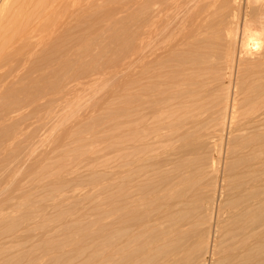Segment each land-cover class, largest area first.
<instances>
[{
  "label": "rangeland",
  "instance_id": "rangeland-1",
  "mask_svg": "<svg viewBox=\"0 0 264 264\" xmlns=\"http://www.w3.org/2000/svg\"><path fill=\"white\" fill-rule=\"evenodd\" d=\"M138 11V0H95L93 15L94 31L92 34V37L95 39V41L91 39L94 44L92 53H95V57L105 60L115 53L116 43L118 41H125L129 31H135L138 27ZM117 27L118 29H115ZM118 35L120 36L118 37ZM160 40L162 42L161 44L159 43V45L162 46H158V48L159 53L162 54L163 47L170 44L173 39H165L163 37L162 39L160 38L158 42ZM108 41L112 42L109 44ZM110 47H112V49ZM104 51H106L108 54H106ZM189 55L185 53H179L171 55L172 59L169 56H161L160 61L162 60V62L159 61L156 67L159 69L160 73L163 74L159 75L156 80L151 79L147 82H143L141 85L138 83L131 84L129 89L131 92H129L132 97L130 96L131 99L129 105H126L125 103L126 92L124 88L127 72L123 71V69L120 67H117V72H113L107 76H100L94 80L91 79L86 81L85 83L79 85L77 90H73L71 93H69V95L67 94L66 96H62L56 100L55 103H51L49 107H47L48 105L45 106V108L43 107V112H48L49 109V111H52L53 109V112L48 113L49 115H44L43 113L44 118L43 121H41L43 127H41L39 130L40 125H38V132L35 131V125L37 127L38 123L36 121L37 123L34 122L35 125L33 124V128H30V130L33 129L35 132H37L36 134L34 133L32 135L33 131L31 130L32 137L29 138L19 136L16 138V142H19L22 145L28 144L31 139L33 143L25 149H21L19 147L20 145L16 147L18 160L14 165H12V167L4 168L5 166L3 165V162L0 161V187L3 186L0 188V264H24L25 262V264H125L126 262H131L133 257L136 256L140 249L144 250L143 257L139 262L137 261L134 264H264L261 263V260L264 261V255H262V253H264V248H262L264 247V236L258 240L254 238L253 234L254 231H259L253 230L254 225L257 224L256 219H264V210H262L264 209V199H262L264 198V187H261L264 186V163H261L258 166H251L252 168H250L248 165L249 162L244 156L246 150V140L242 137L237 138L236 140H228V138H225L227 137L226 133H228V123L225 126L226 130L221 131L220 120H222L223 116V100L226 95H229L230 99L233 97V91L231 90L235 89V82L241 74L236 72L235 69L229 67V56L216 53L206 57ZM220 57H222V59ZM201 61L204 62L200 63ZM208 68L211 72H208ZM131 69L132 71L130 74L135 77L134 73L137 70V64H134ZM201 69H204V71ZM227 75L229 77H227ZM247 76L248 75L246 73L242 75L241 78H245ZM261 76V79L259 78L258 80L254 81L255 88L257 85H264V73H262ZM241 78L240 80H242ZM167 84H169V86H167ZM193 84H195V86ZM152 85L157 86V89L156 87L153 89ZM148 86H150V88ZM195 90L199 91L196 92ZM257 90L258 88H256V91H253V93H251L252 91H249L246 94L247 97L243 96L242 98V94H240L241 96L238 95V116L244 114L238 117L239 120H242L247 114H250L257 109V103L252 98L254 95H256ZM176 93L179 97L176 95ZM172 95H175L176 97H173ZM213 95H216V97H213ZM164 98L168 99L162 101ZM171 98L174 99V101ZM246 98L247 100H245ZM196 103L199 104L197 105ZM148 104L150 105L148 106ZM128 108L130 110V114L126 115ZM170 108L172 110H170ZM191 110L194 111L192 112ZM185 111H187L189 114H187ZM164 112L165 114H163ZM180 114L183 116H179ZM229 114L231 113L229 112ZM156 115H158L160 118H158ZM45 117L48 118L45 119ZM128 120H130L129 123L127 122ZM201 120L204 123L201 122ZM177 121L179 122L176 123ZM132 122L134 123L132 124ZM210 122L211 124H209ZM170 123L171 125H169ZM130 128L131 133L129 132ZM146 129L150 133H147ZM203 130H210L209 132L213 134V137L207 144L202 143V138L199 136ZM259 131L257 134L260 135L257 136L256 139L264 141V130L261 132ZM169 132L170 134H168ZM127 136H129V138H127ZM125 138L127 139L125 140ZM192 138L194 140H192ZM213 147L215 149H213ZM115 153L119 155H116ZM169 155H171V157ZM257 157L264 161V152H262V154H257ZM234 161H236V163ZM210 164H212V166ZM1 166H3L5 170H2L3 168H1ZM143 166L145 167L143 168ZM200 167L202 169H200ZM169 169H172L171 173L169 172ZM195 169L196 171H194ZM228 169L230 170L228 171ZM206 170L209 172L208 174ZM244 172L245 175L243 174ZM247 172L250 175H248ZM197 177L199 178V181ZM39 180L42 181L40 182ZM195 180L197 183H195ZM188 182L191 183H189L190 186ZM108 183L110 184L108 185ZM214 185L216 189L212 187ZM240 185L241 187H239ZM62 186L67 188H63ZM255 187L258 189V191ZM260 190L262 191L261 194L259 192ZM127 193L130 194L127 196ZM49 194L51 196H49ZM253 195L257 198L259 197V205L257 204L255 206H250L247 208V210H245V207L251 203V200H253L251 199ZM246 199H249L250 201H247ZM135 200L136 203H134ZM62 203L64 204L62 205ZM166 203H171L173 205L171 209V213L173 212V215L171 214L169 216L170 218L167 217L169 219L164 217L161 220L162 225L159 224L161 227L160 228L157 226L159 221H157L156 218V208L159 204L165 205ZM178 203L181 205H177ZM123 206L125 207L124 209ZM133 206H136V209H134ZM129 207H132L133 209H130ZM183 209L185 211H183ZM110 210L113 211L111 212ZM225 210L228 211V214L220 217L222 220L220 225V223H217V214L219 211L223 212ZM180 211H182V213H180ZM26 213L29 215V217ZM59 214H61L60 217L57 216ZM180 215L184 216L182 218L184 220L181 221ZM259 215H262V217ZM136 218L138 219L137 221H143L144 226H135V223L137 222ZM230 220L231 223L233 221L232 224L230 223ZM77 221H80V223L77 224ZM125 221L127 222L125 223ZM149 221L152 224L149 225ZM155 221H157L156 224ZM65 224H68V226ZM164 224L167 225L164 226ZM37 226L39 227L37 228ZM155 227L158 229H155ZM215 227L218 228L216 229ZM244 227L247 228L245 229ZM28 228H32V232L30 229L29 231ZM168 228L172 229V233L170 232V234H167ZM220 228L221 232L219 231ZM168 235L170 236V239ZM110 237L112 238L110 239ZM216 238L218 241L215 240ZM247 238L250 239L248 240ZM29 239L32 241H29ZM133 239H135V241ZM107 240L110 241L106 244ZM167 240L169 243L166 242ZM97 244L99 245L97 246ZM183 247L184 249H182ZM259 248L262 249L259 250ZM170 249H173L175 251V255L178 256L177 258L174 256L173 261L169 260L168 258V251ZM229 249L231 250L229 251ZM256 250H259V252L257 251V254H255ZM189 251L192 254H190ZM245 258L251 261L246 260ZM35 259L36 261H34Z\"/></svg>",
  "mask_w": 264,
  "mask_h": 264
},
{
  "label": "bare ground",
  "instance_id": "bare-ground-1",
  "mask_svg": "<svg viewBox=\"0 0 264 264\" xmlns=\"http://www.w3.org/2000/svg\"><path fill=\"white\" fill-rule=\"evenodd\" d=\"M122 1V0H121ZM120 2V1H119ZM106 3V2H104ZM103 4V3H101ZM100 4V5H101ZM139 4V24L135 31H129L125 41L116 43V51L111 57L105 60L95 57L93 54L92 37L94 28V5L95 0H0V161L6 167H12L18 160L16 147L25 149L30 146L32 139L28 144L16 142V138L32 137L43 127V107H49L51 103L62 96H66L78 86L96 79L100 76H107L117 72V67L127 72L125 79V103L130 104V85L138 83L141 85L151 79H157L160 73L157 69L161 56H169L185 53L198 55L202 57L211 54H222L229 56V67L241 74L236 82L233 91V97L229 95L224 98L222 104L221 131L228 127V140L244 138L246 140L245 158L251 166H258L264 163L257 154L264 152V141L256 139L259 130H264V85H257L256 95L252 98L257 103V109L247 114L245 118L239 120L237 109L239 107L238 95L242 98L247 97L249 91H256L254 81L262 77L264 73V0H138ZM99 5V4H98ZM97 5V6H98ZM129 5V4H128ZM130 6V5H129ZM125 7V6H124ZM128 8V7H127ZM136 8V7H135ZM134 8V9H135ZM129 9V8H128ZM121 13V12H120ZM124 16V15H123ZM133 20V19H132ZM136 22V21H134ZM113 23V21H112ZM123 24V22H122ZM114 26V25H113ZM130 27V26H128ZM110 29V28H109ZM115 29H118L115 28ZM128 29V28H127ZM114 31V30H113ZM98 32V31H97ZM122 32V31H121ZM103 33V32H102ZM98 34V33H97ZM118 34V32H117ZM100 35V34H98ZM120 35H118L119 37ZM95 37V36H94ZM117 37V38H118ZM172 38L170 44L164 46L162 54L159 53L158 46L161 44V38ZM96 38V37H95ZM122 38V37H121ZM111 40V39H110ZM117 40V39H116ZM102 41V40H101ZM100 42V41H99ZM112 42V41H111ZM108 41V43H111ZM116 42V41H115ZM158 42V44H157ZM106 43V42H105ZM104 43V44H105ZM108 44V46H109ZM97 46V45H96ZM99 46V45H98ZM107 46V45H106ZM105 46V47H106ZM112 49V47H110ZM109 48V49H110ZM102 50V49H101ZM100 50V51H101ZM110 51V50H109ZM106 52V51H104ZM106 54H108L106 52ZM189 55V56H190ZM100 56V54H99ZM223 58L225 59V57ZM103 57V56H102ZM101 58V57H100ZM195 58V57H193ZM218 58V57H214ZM222 59V57H220ZM172 59V57H171ZM201 59V58H200ZM211 59V58H209ZM165 60V59H164ZM203 60V59H201ZM206 60V59H204ZM169 61V60H168ZM189 61V60H187ZM162 62V60L160 61ZM201 61L200 63H203ZM218 62V61H217ZM227 62V61H226ZM198 63V62H196ZM210 63V62H209ZM137 64L135 77L131 75L132 66ZM194 64V63H192ZM227 64V63H226ZM190 65V64H189ZM196 65V64H195ZM203 65V64H202ZM159 66V65H158ZM227 67V66H226ZM230 68V69H231ZM165 69V68H164ZM209 69V68H208ZM229 69V71H230ZM162 70V69H161ZM200 70V69H199ZM204 71V69H201ZM212 70V69H211ZM226 71L225 69H223ZM222 70V71H223ZM134 71V70H133ZM175 71V70H174ZM216 71V70H214ZM219 71V70H218ZM223 71V72H224ZM120 72V71H119ZM199 72V71H198ZM206 72V71H205ZM208 72H211L210 69ZM241 72V73H240ZM122 73V72H120ZM194 73V72H193ZM247 73V77L241 78ZM118 74V73H117ZM125 74V72H124ZM171 74V73H170ZM192 74V73H191ZM190 74V75H191ZM195 74V73H194ZM204 74V73H203ZM206 74V73H205ZM235 74V73H234ZM174 75V74H173ZM115 76V75H114ZM176 76V75H175ZM208 76V75H206ZM214 76V75H213ZM224 76V75H222ZM246 76V75H245ZM180 77V76H179ZM227 77H229L227 75ZM124 78V77H123ZM122 78V79H123ZM162 78V77H160ZM168 78V77H167ZM184 78V76H183ZM240 78L242 80H240ZM173 79V77H172ZM175 79V78H174ZM261 79V78H260ZM164 80V78H163ZM228 80V79H227ZM208 81V80H207ZM219 81V80H218ZM230 81V80H229ZM154 82V81H153ZM163 82V81H162ZM170 82V80H169ZM232 82V81H231ZM177 83V82H176ZM180 83V82H179ZM184 83V82H183ZM189 83V82H188ZM194 83V82H193ZM196 83V81H195ZM258 83V81H257ZM150 84V83H148ZM153 84V83H152ZM160 84V83H159ZM185 84V83H184ZM198 84V82H197ZM211 84V83H210ZM147 85V84H145ZM155 85V84H153ZM152 88L157 86H153ZM171 85V84H170ZM173 85V84H172ZM195 86V84H193ZM166 86V85H164ZM169 86V84H167ZM166 86V87H167ZM176 86V84H175ZM187 86V84H186ZM192 86V85H191ZM233 86V85H232ZM101 87V86H100ZM150 88V86H148ZM161 87V85H160ZM178 87V86H177ZM182 87V86H181ZM193 87V86H192ZM204 87V86H203ZM228 87V86H227ZM147 88V87H145ZM144 88V90H145ZM164 88V87H163ZM180 88V87H179ZM223 89V88H222ZM232 89V88H231ZM111 90V89H110ZM194 90V89H193ZM197 90V89H196ZM195 90V91H196ZM130 91V92H129ZM192 91V90H190ZM199 91V90H198ZM196 91V92H198ZM140 92V91H139ZM205 92V91H204ZM165 93V92H163ZM192 93V92H190ZM214 93V92H213ZM179 94V93H178ZM229 94V93H226ZM250 94V93H249ZM134 95V94H133ZM177 95V93H176ZM201 95V94H200ZM206 95V94H205ZM210 95V94H209ZM136 96V95H135ZM149 96V95H148ZM173 97L175 95H172ZM178 96V95H177ZM196 96V95H195ZM212 96V95H211ZM241 96V95H240ZM132 97V96H131ZM141 97V96H140ZM139 97V98H140ZM176 97V96H175ZM179 97V96H178ZM182 97V96H181ZM186 97V96H185ZM197 97V96H196ZM213 97H216V95ZM223 97V96H222ZM103 98V97H102ZM134 98V97H133ZM142 98V97H141ZM147 98V96H146ZM250 98V97H249ZM137 99V98H135ZM143 99V98H142ZM165 99L168 98H164ZM172 99V98H171ZM133 100V99H132ZM131 100V101H132ZM174 101V99H172ZM189 100V99H188ZM208 100V99H207ZM215 100V99H214ZM247 100V98L245 99ZM101 101V100H100ZM160 101V100H159ZM198 101V100H197ZM213 101V100H212ZM243 101V100H241ZM138 102V101H137ZM154 102V101H152ZM156 102V101H155ZM193 102V101H192ZM133 103V102H131ZM143 103V102H142ZM148 103V102H147ZM146 103V104H147ZM160 103V102H159ZM191 103V102H190ZM214 103V102H212ZM222 103V102H221ZM220 103V104H221ZM135 104V103H134ZM155 104V103H154ZM164 104V103H163ZM197 104V103H196ZM199 104V103H198ZM197 104V105H198ZM211 104V103H209ZM217 104V103H216ZM215 104V105H216ZM53 105V104H52ZM145 105V104H144ZM150 104H148L149 106ZM174 105V104H173ZM172 105V106H173ZM182 105V104H181ZM189 105V104H188ZM187 105V106H188ZM192 105V104H190ZM205 105V104H204ZM137 106V105H136ZM166 106V105H165ZM176 106V105H175ZM221 106V105H220ZM54 107V106H51ZM252 107V106H250ZM201 108V107H200ZM203 108V107H202ZM167 109V108H166ZM175 109V108H174ZM179 109V108H178ZM182 109V108H181ZM185 109V107H184ZM199 109V108H197ZM209 109V108H208ZM217 109V108H216ZM240 109V108H239ZM250 109V108H249ZM170 110H172L170 108ZM180 110V109H179ZM59 111V110H58ZM68 111V110H67ZM70 111V110H69ZM144 111V110H143ZM161 111V110H160ZM178 111V110H177ZM182 111V110H181ZM192 111V110H191ZM194 111V110H193ZM192 111V112H193ZM248 111V109H247ZM246 111V112H247ZM172 112V111H171ZM174 112V111H173ZM187 113V111H185ZM190 112V111H189ZM191 112V113H192ZM209 112V111H208ZM229 112L231 114H229ZM245 112V113H246ZM119 113V112H118ZM167 113V112H166ZM206 113V112H205ZM130 114L129 108L127 114ZM139 114V113H138ZM137 114V115H138ZM162 114V113H161ZM165 114V112L163 113ZM183 114V113H182ZM189 114V113H187ZM218 114V112H217ZM229 114V116H228ZM49 115V114H48ZM90 115V114H89ZM174 115V114H173ZM171 115V116H173ZM185 115V114H184ZM84 116V115H82ZM87 116V115H86ZM85 116V117H86ZM134 116V115H133ZM139 116V115H138ZM137 116V117H138ZM158 116V115H156ZM170 116V117H171ZM183 116V115H179ZM186 116V115H185ZM88 117V116H87ZM124 117V116H123ZM192 117V116H190ZM243 117V116H242ZM48 117H45L47 119ZM50 118V117H49ZM61 118V117H60ZM158 118H160L158 116ZM157 118V119H158ZM167 118V117H166ZM215 118V117H214ZM76 119V118H75ZM155 119V118H153ZM186 120V119H185ZM213 120V118H212ZM210 120V121H212ZM38 123H37V122ZM45 121V120H44ZM59 121V120H58ZM154 121V120H153ZM176 121V120H175ZM37 123V127L34 124ZM49 122V121H48ZM75 122V121H74ZM128 123L130 120L127 121ZM136 122V121H135ZM143 122V121H142ZM158 122V121H157ZM177 121L176 123H178ZM184 122V121H183ZM200 122V121H198ZM201 122H203L201 120ZM40 123V124H39ZM70 123V122H69ZM83 123V122H82ZM81 123V124H82ZM134 122H132L133 124ZM175 123V122H174ZM173 123V124H174ZM204 123V122H203ZM206 123V121H205ZM216 123V122H215ZM220 123V122H219ZM35 125V132L30 128ZM172 124V125H173ZM181 124V121H180ZM201 124V123H200ZM211 124V122L209 123ZM38 125H40L38 127ZM114 125V124H113ZM137 125V124H136ZM171 125V123L169 124ZM177 125V124H176ZM189 125V124H188ZM218 125V124H217ZM154 126V125H153ZM157 126V124H156ZM185 126V125H184ZM183 126V127H184ZM198 126V125H197ZM202 126V125H201ZM207 126V125H206ZM192 127V126H191ZM51 128V127H50ZM117 128V127H116ZM119 128V127H118ZM142 128V127H141ZM166 128V127H164ZM120 129V128H119ZM123 129V128H121ZM125 129V128H124ZM138 129V128H137ZM163 129V128H162ZM180 129V128H179ZM203 129V128H202ZM205 129V128H204ZM126 130V129H125ZM131 128L129 129L130 132ZM139 130V129H138ZM143 130V129H142ZM147 130V129H146ZM154 130V129H153ZM212 130V129H210ZM209 130V131H210ZM112 131V130H111ZM134 131V129H133ZM163 131V130H162ZM169 131V130H168ZM180 131V130H179ZM203 130L200 133L202 143L207 144L213 137L211 132ZM259 131V132H261ZM137 132V131H136ZM165 132V131H164ZM176 132V131H174ZM178 132V131H177ZM216 132V131H215ZM32 133V135H31ZM126 133V132H125ZM124 133V134H125ZM128 133V132H127ZM131 133V132H130ZM139 133V132H138ZM147 133H150L147 130ZM154 133V131H153ZM133 134V133H132ZM131 134V135H132ZM157 134V133H156ZM170 134V132L168 133ZM122 135V134H121ZM130 135V134H129ZM136 135V134H135ZM141 135V134H140ZM174 135V134H173ZM222 135V134H221ZM219 135V136H221ZM253 135V136H252ZM134 136V135H132ZM147 136V134H146ZM144 136V137H146ZM150 136V134H149ZM153 136V135H151ZM160 136V135H159ZM165 136V134H164ZM170 136V135H169ZM218 136V137H219ZM223 136V135H222ZM255 136V137H254ZM156 137V136H155ZM154 137V138H155ZM181 137V136H180ZM179 137V138H180ZM198 137V136H197ZM199 137V139H200ZM129 138V136H127ZM125 138V140L127 139ZM134 138V137H133ZM136 138V137H135ZM164 138V137H163ZM221 138V137H220ZM262 138V137H261ZM122 139V138H121ZM120 139V140H121ZM162 139V138H161ZM184 139V138H183ZM190 139V138H189ZM135 140V139H134ZM141 140V139H140ZM192 140H194L192 138ZM215 140V139H214ZM213 140V141H214ZM222 140V139H221ZM224 140V137H223ZM222 140V141H223ZM22 141V140H21ZM179 141V140H178ZM35 142V141H34ZM132 142V141H131ZM140 142V141H139ZM172 142V141H171ZM190 142V141H189ZM130 143V142H129ZM135 143V142H134ZM160 143V142H159ZM229 143V142H227ZM244 143V141H243ZM113 144V143H111ZM115 144V143H114ZM125 144V143H124ZM161 144V143H160ZM166 144V143H165ZM164 144V145H165ZM168 144V143H167ZM176 144V143H175ZM212 144V143H211ZM222 144V143H221ZM224 144V142H223ZM238 144V143H237ZM242 144V143H241ZM159 145V144H158ZM169 145V144H168ZM180 145V143H179ZM218 145V144H217ZM216 145V147H217ZM234 145V144H233ZM69 146V145H68ZM120 146V145H119ZM146 146V145H145ZM151 146V145H150ZM163 146V145H162ZM33 147V146H32ZM129 147V146H128ZM160 147V146H159ZM175 147V146H174ZM229 147V146H228ZM233 147V146H232ZM92 148V147H91ZM140 148V146H139ZM181 148V147H180ZM211 148V147H210ZM231 148V147H230ZM133 149V148H132ZM178 149V148H177ZM213 149H215L213 147ZM18 150V149H17ZM20 150V149H19ZM126 150V149H125ZM129 150V149H128ZM141 150V149H139ZM146 150V149H145ZM192 150V149H191ZM207 150V149H206ZM224 150V149H223ZM232 150V149H231ZM235 150V149H234ZM138 151V150H137ZM157 151V150H156ZM181 151V150H180ZM185 151V150H184ZM201 151V150H200ZM233 151V150H232ZM135 152V151H134ZM142 152V151H141ZM119 153V152H118ZM158 153V152H157ZM171 153V151H170ZM191 153V152H190ZM194 153V152H193ZM218 153V152H217ZM220 153V152H219ZM235 153V152H234ZM112 154V153H111ZM116 154V153H115ZM130 154V153H129ZM206 154V151H205ZM110 155V154H109ZM119 155V154H116ZM115 155V156H116ZM155 155V154H154ZM111 156V155H110ZM109 156V157H110ZM113 156V155H112ZM161 156V155H160ZM171 157V155H169ZM218 156V154H217ZM223 156V155H222ZM259 156V155H258ZM70 157V156H69ZM152 157V155H151ZM163 157V155H162ZM161 157V158H162ZM262 157V156H260ZM114 158V157H113ZM122 158V157H120ZM168 158V156H167ZM194 158V157H193ZM192 158V159H193ZM218 158V157H216ZM224 158V157H223ZM227 158V157H226ZM101 159V158H100ZM139 159V158H138ZM164 159V158H163ZM162 159V160H163ZM174 159V158H173ZM232 159V158H231ZM230 159V160H231ZM111 160V159H110ZM148 160V158H147ZM199 160V158H198ZM34 161V159H33ZM146 161V160H144ZM190 161V160H189ZM201 161V159H200ZM222 161V160H221ZM246 161V162H247ZM35 162V161H34ZM138 162V161H137ZM147 162V161H146ZM193 162V161H192ZM203 162V161H202ZM236 163V161H234ZM241 162V161H239ZM19 163V162H18ZM33 163V162H32ZM108 163V162H107ZM115 163V162H114ZM122 163V162H121ZM128 163V162H127ZM205 163V162H204ZM136 164V163H135ZM234 164V163H233ZM239 164V163H238ZM127 165V164H126ZM175 165V164H174ZM212 166V164H210ZM17 166V165H15ZM109 166V165H108ZM146 166V165H145ZM143 166V168L145 167ZM170 166V165H168ZM173 166V165H171ZM210 166V167H211ZM234 166V165H233ZM236 166V165H235ZM128 167V166H127ZM183 167V166H182ZM219 167V166H218ZM248 167V166H247ZM3 168V166H1ZM2 170H5V169ZM115 168V167H114ZM129 168V167H128ZM131 168V167H130ZM163 168V167H162ZM177 168V167H176ZM188 168V167H187ZM203 168V166H202ZM200 167V169H202ZM22 169V168H20ZM146 169V168H145ZM179 169V168H178ZM204 169V168H203ZM206 169V168H205ZM212 169V168H211ZM221 169V168H220ZM223 169V168H222ZM238 169V168H237ZM108 170V169H107ZM170 170V171H169ZM168 171L171 173L172 169ZM184 170V169H183ZM209 170V169H208ZM230 169H228L229 171ZM141 171V170H140ZM139 171V173H140ZM196 171V169L194 170ZM212 171V170H211ZM216 171V170H214ZM220 171V170H219ZM222 171V170H221ZM227 171V172H228ZM3 172V171H2ZM11 172V171H10ZM130 172V170H129ZM128 172V173H129ZM151 172V171H150ZM163 172V171H162ZM178 172V171H177ZM207 172V170H206ZM255 172V171H254ZM111 173V172H110ZM109 173V174H110ZM149 173V172H148ZM167 173V172H166ZM182 173V172H181ZM190 173V172H189ZM193 173V172H192ZM209 172H207L208 174ZM211 173V172H210ZM223 173V172H222ZM252 173V172H251ZM134 174V173H133ZM138 174V173H137ZM146 174V173H145ZM191 174V173H190ZM194 174V173H193ZM201 174V173H200ZM219 174V172H218ZM245 175V172L243 173ZM248 174V172H247ZM4 175V174H3ZM13 175V174H12ZM63 175V174H62ZM61 175V176H62ZM80 175V174H78ZM93 175V174H92ZM108 175V174H107ZM195 175V174H194ZM197 175V174H196ZM233 175V174H232ZM236 175V174H235ZM242 175V174H241ZM250 175V174H248ZM253 175V174H251ZM14 176V175H13ZM17 176V175H16ZM220 176V175H219ZM222 176V175H221ZM261 176V175H260ZM128 177V176H127ZM199 177V176H198ZM197 177V178H198ZM214 177V176H213ZM240 177V176H239ZM256 177V176H255ZM85 178V177H82ZM141 178V177H140ZM139 178V179H140ZM171 178V177H169ZM173 178V177H172ZM181 178V177H179ZM178 178V180H179ZM200 178V177H199ZM198 178V181H199ZM246 178V177H245ZM248 178V177H247ZM9 179V178H8ZM79 179V178H78ZM121 179V178H119ZM143 179V178H142ZM175 179V178H174ZM183 179V178H181ZM180 179V180H181ZM192 179V178H191ZM206 179V178H205ZM231 179V178H229ZM244 179V178H243ZM242 179V180H243ZM123 180V179H122ZM168 180V179H167ZM176 180V179H175ZM190 180V178H189ZM209 180V179H208ZM241 180V179H239ZM250 180V179H249ZM252 180V179H251ZM254 180V179H253ZM40 181V180H39ZM42 181V180H41ZM40 181V182H41ZM51 181V180H50ZM111 181V180H110ZM160 181V180H159ZM196 181V180H195ZM203 181V180H202ZM86 182V181H85ZM107 182V181H106ZM133 182V181H132ZM149 182V181H148ZM193 182V180H192ZM209 182V181H206ZM232 182V181H231ZM244 182V181H243ZM246 182V181H245ZM252 182V181H251ZM144 183V182H142ZM158 183V182H157ZM160 183V182H159ZM185 183V182H184ZM190 182H188L189 184ZM197 183V181L195 182ZM230 183V182H229ZM107 184V183H106ZM110 183H108L109 185ZM130 184V183H129ZM156 184V183H154ZM167 184V183H166ZM191 184V183H190ZM189 184V186H190ZM199 184V182H198ZM226 184V183H225ZM238 184V183H237ZM257 184V183H256ZM260 184V183H258ZM171 185V184H170ZM175 185V184H174ZM219 185V184H218ZM245 185V184H244ZM252 185V184H251ZM254 185V184H253ZM104 186V185H103ZM115 186V185H114ZM121 186V185H120ZM125 186V185H124ZM139 186V183H138ZM147 186V185H146ZM235 186V185H232ZM243 186V185H242ZM255 186V185H254ZM253 186V188H254ZM3 187V186H1ZM0 187V188H1ZM9 187V185H8ZM53 187V186H52ZM63 187V186H62ZM107 187V186H106ZM137 187V186H136ZM151 187V186H150ZM163 187V186H162ZM200 187V186H199ZM216 189L215 185L212 186ZM211 187V188H212ZM231 187V186H230ZM241 187V185L239 186ZM252 187V186H251ZM264 187V186H261ZM67 188V187H63ZM62 188V189H63ZM115 188V187H114ZM126 188V187H125ZM124 188V189H125ZM139 188V187H138ZM159 188V185H158ZM169 188V187H166ZM165 188V189H166ZM171 188V187H170ZM191 188V187H190ZM256 188V187H255ZM107 189V188H106ZM128 189V188H127ZM136 189V188H135ZM134 189V190H135ZM141 189V188H140ZM164 189V188H163ZM178 189V188H177ZM185 189V188H184ZM192 189V188H191ZM201 189V188H200ZM204 189V188H203ZM243 189V188H241ZM245 189V188H244ZM248 189V188H247ZM257 189V188H256ZM255 189V190H256ZM6 190V189H5ZM4 190V191H5ZM77 190V189H76ZM75 190V191H76ZM89 190V189H88ZM206 190V189H205ZM219 190V189H218ZM250 190V189H249ZM137 191V189H136ZM154 191V190H153ZM252 191V190H251ZM258 191V189H257ZM16 192V191H15ZM51 192V191H50ZM109 192V191H108ZM128 192V190H127ZM143 192V191H142ZM164 192V191H163ZM183 192V191H182ZM181 192V193H182ZM186 192V191H185ZM198 192V191H196ZM228 192V191H227ZM261 194V190L259 191ZM67 193V192H66ZM71 193V192H70ZM69 193V194H70ZM89 193V192H88ZM131 193V192H130ZM127 193V196L128 194ZM153 193V192H151ZM170 193V192H169ZM199 193V192H198ZM207 193V192H206ZM241 193V192H240ZM59 194V193H58ZM107 194V193H106ZM109 194V193H108ZM164 194V193H163ZM186 194V193H185ZM220 194V193H219ZM223 194V193H222ZM248 194V193H247ZM7 195V194H6ZM79 195V194H78ZM86 195V194H85ZM84 195V196H85ZM116 195V194H115ZM114 195V196H115ZM153 195V194H152ZM157 195V194H156ZM170 195V194H169ZM168 195V196H169ZM175 195V194H174ZM184 195V194H183ZM202 195V194H201ZM218 195V194H217ZM243 195V194H242ZM49 196H51L49 194ZM53 196V195H52ZM67 196V195H66ZM108 196V195H107ZM111 196V195H110ZM143 196V195H142ZM155 196V194H154ZM195 196V195H194ZM231 196V194H230ZM229 196V198H230ZM250 196V195H249ZM258 196V195H257ZM81 197V195H80ZM79 197V199H80ZM124 197V196H122ZM200 197V196H199ZM49 198V197H48ZM52 198V197H51ZM54 198V197H53ZM142 198V197H141ZM148 198V197H147ZM177 198V197H175ZM194 198V197H193ZM212 198V197H211ZM220 198V197H218ZM223 198V197H222ZM228 198V197H227ZM238 198V197H237ZM241 198V197H240ZM50 199V198H49ZM48 199V200H49ZM61 199V198H60ZM116 199V197H115ZM131 199V198H130ZM135 199V198H134ZM140 199V198H139ZM159 199V198H158ZM156 199V200H158ZM166 199V198H165ZM224 199V198H223ZM251 203L245 207L255 206L260 202L259 197L252 196ZM264 199V198H262ZM73 200V198H72ZM75 200V198H74ZM108 200V199H107ZM147 200V199H145ZM167 200V199H166ZM174 200V199H173ZM207 200V199H206ZM225 200V199H224ZM235 200V199H234ZM239 200V198H238ZM247 200V199H246ZM247 200V201H248ZM71 201V200H70ZM126 201V200H125ZM153 201V200H150ZM172 201V199H171ZM208 201V200H207ZM216 201V200H215ZM246 201V202H247ZM11 202V201H10ZM66 202V200H65ZM134 202V201H132ZM145 202V201H144ZM195 202V201H193ZM224 202V201H223ZM235 202V201H234ZM237 202V201H236ZM245 202V203H246ZM262 202V201H261ZM136 203V200L135 202ZM172 203V202H171ZM166 203L158 205L156 208V218L158 225H162V219L169 217L173 205ZM187 203V202H185ZM190 203V202H188ZM197 203V202H196ZM214 203V202H213ZM231 203V201H230ZM240 203V202H239ZM248 203V202H247ZM64 203H62L63 205ZM74 204V203H73ZM130 204V203H129ZM146 204V203H145ZM61 205V204H60ZM149 205V203H148ZM181 205V204H177ZM188 205V204H187ZM220 205V204H219ZM240 205V204H238ZM259 205V204H258ZM58 206V205H57ZM72 206V205H71ZM110 206V205H109ZM176 206V204H175ZM217 206V205H216ZM60 207V206H59ZM58 207V208H59ZM134 207V206H133ZM136 207V206H135ZM134 207V209H136ZM179 207V206H178ZM186 207V205H185ZM190 207V206H189ZM237 207V205H236ZM241 207V206H240ZM56 208V206H55ZM125 207L123 206V209ZM130 208V207H129ZM128 208V210H129ZM132 208V207H131ZM130 208V209H131ZM140 208V206H139ZM200 208V207H199ZM218 208V207H217ZM220 208V207H219ZM242 208V207H241ZM53 209V208H52ZM57 209V208H56ZM133 209V208H132ZM142 209V208H141ZM201 209V208H200ZM240 209V208H239ZM262 209V208H260ZM38 210V209H37ZM117 210V209H116ZM120 210V209H119ZM140 210V209H139ZM194 210V209H193ZM196 210V209H195ZM218 210V209H217ZM216 210V211H217ZM244 210V211H245ZM264 210V209H262ZM261 210V211H262ZM111 211V210H110ZM113 211V210H112ZM111 211V212H112ZM123 211V210H122ZM133 211V210H132ZM183 211H185L183 209ZM212 211V210H211ZM258 211V210H257ZM260 211V212H261ZM65 212V211H64ZM130 212V211H129ZM138 212V211H137ZM141 212V211H140ZM179 212V211H178ZM177 212V214H178ZM219 211L217 214V223L222 220L220 217L228 214V211ZM258 212V213H260ZM41 213V212H39ZM38 213V214H39ZM43 213V212H42ZM132 213V212H131ZM182 213V211H180ZM231 213V212H230ZM27 214V213H26ZM31 214V213H30ZM77 214V213H76ZM107 214V213H106ZM112 214V213H111ZM110 214V215H111ZM152 214V212H151ZM175 214V212H174ZM188 214V213H186ZM185 214V215H186ZM237 214V213H236ZM261 214V213H260ZM28 215V214H27ZM51 215V214H50ZM66 215V214H65ZM113 215V214H112ZM150 215V214H149ZM173 215V214H172ZM176 215V214H175ZM201 215V214H200ZM235 215V214H234ZM61 216V214L57 215ZM114 216V215H113ZM181 216V215H180ZM178 216V217H180ZM232 216V215H231ZM258 216V215H257ZM262 217V215H259ZM22 217V216H21ZM29 217V215H28ZM35 217V216H34ZM50 217V216H49ZM64 217V215H63ZM107 217V216H106ZM122 217V216H121ZM149 217V216H148ZM184 216H181V221ZM187 217V215H186ZM211 217V216H210ZM213 217V216H212ZM215 217V216H214ZM243 217V216H242ZM4 218V217H3ZM56 218V217H55ZM58 218V217H57ZM113 218V217H112ZM111 218V219H112ZM170 218V217H169ZM167 218V219H169ZM37 219V218H36ZM43 219V218H42ZM109 219V218H108ZM259 219V218H258ZM11 220V219H10ZM15 220V219H14ZM49 220V219H48ZM138 219L136 218V221ZM149 220V219H148ZM232 220V219H231ZM230 220V223H231ZM244 220V219H243ZM32 221V220H31ZM118 221V220H117ZM133 221V220H132ZM155 221V224L156 222ZM17 222V221H16ZM76 222V221H75ZM74 222V223H75ZM82 222V221H81ZM127 221H125L126 223ZM130 222V220H129ZM147 222V221H146ZM170 222V221H169ZM238 222V221H237ZM254 225V238L260 239L264 236V219H256ZM2 223V221H1ZM20 223V222H19ZM69 223V222H68ZM80 221H77V224ZM123 223V222H122ZM166 223V222H165ZM172 223V222H171ZM203 223V222H202ZM233 223V221H232ZM231 223V224H232ZM39 224V223H38ZM118 224V223H117ZM147 224V223H146ZM152 224L149 221V225ZM154 224V223H153ZM168 224V222H167ZM166 224V225H167ZM186 224V223H185ZM189 224V223H188ZM226 224V223H224ZM15 225V224H14ZM37 225V224H36ZM68 226V224H65ZM70 225V224H69ZM143 225V221H137L135 226ZM164 224V226H166ZM174 225V224H173ZM172 225V226H173ZM179 225V224H178ZM221 225V223H220ZM247 225V224H246ZM35 226V225H34ZM41 226V225H39ZM37 226V228L39 227ZM144 226V225H143ZM142 226V227H143ZM146 226V225H145ZM163 226V227H164ZM177 226V225H176ZM175 226V227H176ZM211 226V225H210ZM217 226V224H216ZM228 226V224H227ZM15 227V226H14ZM61 227V226H60ZM59 227V229H60ZM66 227V226H65ZM73 227V226H72ZM105 227V226H103ZM160 227V226H159ZM171 227V226H170ZM174 227V226H173ZM219 227V226H218ZM217 227V228H218ZM224 227V226H223ZM249 227V226H248ZM17 228V227H16ZM50 228V227H49ZM131 228V227H130ZM129 228V229H130ZM133 228V227H132ZM154 228V227H153ZM157 227H155L156 229ZM161 228V227H160ZM216 228V227H215ZM216 228V229H217ZM226 228V226H225ZM224 228V229H225ZM245 228V227H244ZM247 228V227H246ZM245 228V229H246ZM11 229V228H9ZM8 229V231H9ZM27 229V228H26ZM32 228H28V230ZM36 229V228H35ZM115 229V228H114ZM128 229V228H127ZM141 229V228H140ZM158 229V228H157ZM182 229V228H181ZM185 229V228H184ZM207 229V228H206ZM209 229V228H208ZM227 229V228H226ZM29 230V231H30ZM58 230V228H57ZM152 230V229H151ZM172 229H167L170 234ZM234 230V229H233ZM24 231V230H23ZM27 231V230H26ZM27 231V232H29ZM34 231V230H33ZM111 231V230H109ZM120 231V230H119ZM118 231V232H119ZM126 231V230H125ZM175 231V230H174ZM173 231V232H174ZM211 231V229H210ZM221 232V228L219 230ZM235 231V230H234ZM10 232V231H9ZM22 232V231H21ZM32 232V230H31ZM117 232V233H118ZM165 232V231H164ZM232 232V231H231ZM26 233V232H25ZM128 233V232H127ZM126 233V234H127ZM146 233V232H145ZM144 233V234H145ZM149 233V232H148ZM151 233V232H150ZM155 233V232H154ZM172 233V232H171ZM225 233V230H224ZM223 233V234H224ZM230 233V232H229ZM257 233V234H255ZM119 234V233H118ZM152 234V233H151ZM161 234V233H160ZM222 234V235H223ZM227 234V233H226ZM231 234V233H230ZM251 234V235H253ZM121 235V234H120ZM125 235V234H124ZM156 235V234H155ZM172 235V234H171ZM225 235V234H224ZM247 235V234H246ZM118 236V235H117ZM169 236V235H168ZM200 236V235H199ZM226 236V235H225ZM13 237V236H11ZM177 237V236H176ZM197 237V236H196ZM218 237V236H217ZM246 237V236H245ZM35 238V237H34ZM112 237H110L111 239ZM122 238V237H120ZM133 238V237H132ZM185 238V237H184ZM220 238V237H218ZM227 238V237H226ZM9 239V238H8ZM22 239V238H21ZM114 239V238H113ZM170 239V236H169ZM221 239V238H220ZM248 239V238H247ZM250 239V238H249ZM248 239V240H249ZM5 240V239H4ZM135 241V239H133ZM138 240V239H137ZM142 240V239H141ZM139 240V241H141ZM151 240V239H150ZM149 240V241H150ZM215 240L218 241L216 238ZM245 240V239H244ZM22 241V240H21ZM20 241V242H21ZM29 241H32L29 239ZM28 241V242H29ZM110 241V240H109ZM106 241V244L109 242ZM125 241V240H124ZM132 241V240H131ZM246 241V240H245ZM256 241V240H255ZM129 242V241H128ZM127 242V243H128ZM138 242V241H137ZM168 242V240L166 241ZM10 243V242H9ZM18 243V242H17ZM16 243V244H17ZM94 243V241H93ZM130 243V242H129ZM133 243V242H132ZM151 243V242H149ZM162 243V242H161ZM165 243V242H164ZM163 243V244H164ZM169 243V242H168ZM188 243V242H187ZM215 243V242H213ZM217 243V242H216ZM239 243V242H238ZM245 243V242H244ZM243 243V244H244ZM251 243V242H250ZM259 243V241H258ZM13 244V243H12ZM102 244V243H101ZM148 244V243H147ZM156 244V243H154ZM172 244V241H171ZM241 244V243H240ZM248 244V243H247ZM10 245V244H9ZM20 245V244H19ZM40 245V244H39ZM99 244H97L98 246ZM121 245V244H120ZM167 245V244H166ZM175 245V244H174ZM177 245V244H176ZM197 245V243H196ZM230 245V244H229ZM242 245V244H241ZM253 245V244H252ZM259 245V244H258ZM7 246V244H6ZM24 246V245H22ZM113 246V245H112ZM131 246V245H130ZM137 246V245H136ZM149 246V245H147ZM146 246V247H147ZM162 246V245H161ZM210 246V245H209ZM233 246V244H232ZM240 246V245H239ZM4 247V246H3ZM18 247V246H17ZM33 247V246H32ZM110 247V246H109ZM143 247V246H142ZM157 247V246H156ZM171 247V246H169ZM167 247V248H169ZM182 247V246H181ZM214 247V246H213ZM217 247V246H216ZM249 247V246H248ZM253 247V246H251ZM250 247V248H251ZM11 248V247H10ZM16 248V247H15ZM98 248V247H97ZM125 248V247H124ZM138 248V247H137ZM141 248V247H140ZM158 248V247H157ZM164 248V247H163ZM172 248V247H171ZM231 248V247H230ZM238 248V247H237ZM242 248V247H241ZM245 248V247H244ZM264 248V247H262ZM262 248H259L262 249ZM2 249V248H1ZM14 249V248H13ZM116 249V248H115ZM136 249V248H135ZM184 249V247L182 248ZM186 249V247H185ZM188 249V248H187ZM198 249V248H197ZM201 249V248H200ZM217 249V248H216ZM240 249V248H239ZM255 249V248H254ZM252 249V250H254ZM5 250V249H4ZM108 250V249H107ZM193 250V249H192ZM207 250V249H206ZM213 250V249H212ZM226 250V249H225ZM231 249H229L230 251ZM259 250H256L259 252ZM99 251V250H98ZM135 251V250H134ZM161 251V250H160ZM163 251V249H162ZM161 251V252H162ZM216 251V250H215ZM219 251V250H218ZM224 251V250H223ZM249 251V250H248ZM247 251V252H248ZM10 252V251H9ZM20 252V251H19ZM151 252V251H150ZM148 252V253H150ZM181 252V251H180ZM179 252V253H180ZM233 252V251H232ZM243 252V251H241ZM245 252V251H244ZM34 253V252H33ZM32 253V254H33ZM70 253V252H69ZM116 253V252H115ZM165 253V251H164ZM190 253V251H189ZM196 253V252H195ZM220 253V252H219ZM225 253V252H224ZM246 253V252H245ZM243 253V254H245ZM16 254V253H15ZM90 254V253H89ZM93 254V253H92ZM96 254V253H95ZM98 254V253H97ZM122 254V253H121ZM120 254V255H121ZM131 254V253H130ZM144 250H139L131 262L125 264H134L143 257ZM154 254V253H153ZM192 254V253H190ZM222 254V253H221ZM249 254V253H248ZM247 254V255H248ZM94 255V254H93ZM129 255V254H128ZM127 255V256H128ZM132 255V254H131ZM186 255V254H185ZM260 255V253H259ZM264 255V253H262ZM19 256V255H18ZM26 256V255H25ZM64 256V255H63ZM113 256V255H112ZM119 256V255H118ZM163 256V255H162ZM166 256V255H165ZM175 251H168L169 260L173 261ZM190 256V255H189ZM220 256V255H219ZM245 256V255H244ZM38 257V256H37ZM62 257V256H61ZM90 257V256H89ZM93 257V256H92ZM106 257V256H105ZM108 257V256H107ZM124 257V256H123ZM126 257V256H125ZM152 257V256H151ZM176 256L175 258H177ZM241 257V256H240ZM16 258V257H15ZM42 258V256H41ZM87 258V257H86ZM84 258V259H86ZM109 258V257H108ZM122 258V257H121ZM154 258V257H153ZM156 258V257H155ZM164 258V257H163ZM167 258V257H166ZM180 258V257H179ZM188 258V257H187ZM190 258V257H189ZM220 258V257H219ZM227 258V257H226ZM236 258V257H235ZM22 259V258H20ZM40 259V258H39ZM89 259V258H88ZM94 259V258H93ZM113 259V258H112ZM125 259V258H124ZM221 259V258H220ZM225 259V258H224ZM243 259V258H242ZM246 260H249L245 258ZM8 260V259H7ZM32 260V259H31ZM66 260V259H65ZM131 260V259H130ZM205 260V259H204ZM203 260V261H204ZM234 260V259H233ZM257 260V259H255ZM22 261V260H21ZM36 261V259L34 260ZM38 261V260H37ZM59 261V260H58ZM72 261V259H71ZM113 261V260H112ZM115 261V260H114ZM117 261V260H116ZM148 261V260H147ZM151 261V260H149ZM226 261V260H225ZM251 261V260H249ZM17 262V261H16ZM87 262V261H86ZM26 263V262H25ZM24 263V264H25ZM91 263V262H90ZM105 263V262H104ZM115 263V262H114ZM146 263V262H144ZM163 263V262H162ZM241 263V262H240ZM243 263V262H242ZM261 263L264 261L261 260ZM29 264V263H28ZM107 264V263H106ZM109 264V263H108ZM143 264V263H142ZM227 264V263H226ZM237 264V263H236Z\"/></svg>",
  "mask_w": 264,
  "mask_h": 264
}]
</instances>
